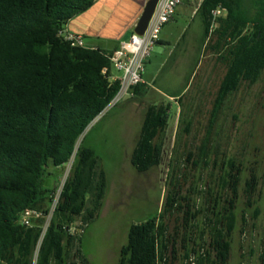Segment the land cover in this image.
Segmentation results:
<instances>
[{"label":"trees","instance_id":"obj_1","mask_svg":"<svg viewBox=\"0 0 264 264\" xmlns=\"http://www.w3.org/2000/svg\"><path fill=\"white\" fill-rule=\"evenodd\" d=\"M94 3L0 0V264H33L44 220L26 227L21 217L26 211L49 213L59 186L52 188L58 176L54 170L65 166L74 153L37 264H67L68 249L76 242L81 252L83 235L103 206L106 175L99 168L96 153L85 147L84 141L92 122L119 92L120 83L110 80L114 52L72 46L66 40L68 23ZM219 8L226 14L212 30L213 11ZM196 16L203 24L201 44L216 37L211 49L227 67L211 113V133L229 98L243 83L255 85L264 74V0H202ZM146 94L145 83L134 88L132 97ZM169 112L170 105L164 104H152L146 111L131 156L139 173L161 165L163 148L156 139L168 125ZM190 126L187 122L186 132ZM203 155L207 156L205 150ZM247 171L249 176L244 180ZM258 187L255 167L247 170L233 157L225 161L213 206L217 212L210 219V223L215 220L212 246L218 250L217 264H226L230 256L241 197L245 200L243 213L252 212V219H258ZM174 201L167 197L159 216L129 227L117 264L164 262L168 249L164 218ZM248 212L242 217L245 225ZM81 258V264H92L85 255ZM262 260L264 264V254ZM198 264L212 263L203 257Z\"/></svg>","mask_w":264,"mask_h":264},{"label":"rangeland","instance_id":"obj_2","mask_svg":"<svg viewBox=\"0 0 264 264\" xmlns=\"http://www.w3.org/2000/svg\"><path fill=\"white\" fill-rule=\"evenodd\" d=\"M188 1L192 13L201 3V0ZM225 14L226 11L213 20L212 30ZM185 17L180 11L181 19L164 27L161 37L167 43L157 45L145 65L144 80L150 93L109 107L85 134L84 146L96 153L108 187L97 218L83 235L81 252L79 242L73 243L68 249L67 264H81V255L92 264H117L120 249L127 243L129 227L159 216L170 196L175 201L167 207L164 218L168 249L162 264H198L203 257L217 264L218 250L212 246L215 220L210 223V219L217 212L214 200L229 157L247 170L256 168L260 215L253 220V213L247 211L245 225L242 220L247 213H243L245 200L240 198L239 226L226 264H263L264 74L255 85L243 83L229 98L210 133L211 113L227 67L211 49L216 37L201 44V18ZM185 30L186 38L180 40ZM187 41L188 57L181 59ZM112 76L121 77L122 73L113 69ZM174 96L182 98L179 101ZM152 104L170 105L168 125L156 139L163 148V157L160 166L139 173L131 163V156ZM187 122H191L189 132L185 131ZM206 141L209 143L205 148ZM67 165L58 170L50 168L58 175L52 188L65 179ZM248 176L247 171L244 180Z\"/></svg>","mask_w":264,"mask_h":264},{"label":"built area","instance_id":"obj_3","mask_svg":"<svg viewBox=\"0 0 264 264\" xmlns=\"http://www.w3.org/2000/svg\"><path fill=\"white\" fill-rule=\"evenodd\" d=\"M186 1L187 0H159L156 10L151 20L149 21L148 27L145 30L144 34H133L129 41L122 43L120 48L115 51L113 55H111L110 60L113 65V69L121 72L122 76H110V80L112 82L118 81L120 83V89L118 94L115 96L106 110L109 107L118 105L124 99L126 100L127 98L132 97L134 88L140 84L146 83L144 81L146 62L152 56L157 43L160 41L161 33L164 27L173 20L176 15L177 9ZM223 11L224 9L221 8L213 11L214 19H216L218 15H221ZM66 40L70 42L72 46L84 47L81 35L71 33L67 35ZM103 72L106 74L108 70L104 69ZM75 155L76 153H74L71 160L67 163L68 165L65 179L61 181V184H59L54 194L49 213L47 215H44L42 213L40 214L33 211H26L21 217V224L26 227H33L34 222L39 219L44 220L43 234L38 244L33 264H37L38 251L41 242L60 201L64 185L69 177L71 168L75 160Z\"/></svg>","mask_w":264,"mask_h":264},{"label":"crops","instance_id":"obj_4","mask_svg":"<svg viewBox=\"0 0 264 264\" xmlns=\"http://www.w3.org/2000/svg\"><path fill=\"white\" fill-rule=\"evenodd\" d=\"M147 2L148 0H95L89 10L68 23L67 32L81 35L86 48L113 53L135 34L136 26ZM190 5L188 0L181 5L170 23H177L181 19H179L180 11L187 16L185 18H197L196 11L200 4L193 13ZM185 38L186 30L180 34L179 39L184 40ZM166 43L161 37L158 45ZM187 55L188 41L182 48L181 59H186ZM148 93H150L149 90ZM178 97L174 96L173 99H178Z\"/></svg>","mask_w":264,"mask_h":264},{"label":"water","instance_id":"obj_5","mask_svg":"<svg viewBox=\"0 0 264 264\" xmlns=\"http://www.w3.org/2000/svg\"><path fill=\"white\" fill-rule=\"evenodd\" d=\"M159 0H148V2L146 3V6L144 8V11L138 21V24L136 26L135 29V34L137 35H143L145 30L148 27L149 21L151 20L157 4H158Z\"/></svg>","mask_w":264,"mask_h":264}]
</instances>
